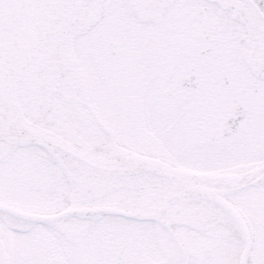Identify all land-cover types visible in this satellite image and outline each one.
<instances>
[{"label": "snow or ice", "instance_id": "obj_1", "mask_svg": "<svg viewBox=\"0 0 264 264\" xmlns=\"http://www.w3.org/2000/svg\"><path fill=\"white\" fill-rule=\"evenodd\" d=\"M0 264H264V0H0Z\"/></svg>", "mask_w": 264, "mask_h": 264}]
</instances>
